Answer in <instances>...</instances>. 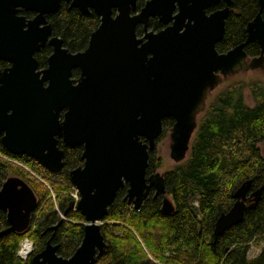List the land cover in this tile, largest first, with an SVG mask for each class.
<instances>
[{"label":"water","instance_id":"obj_1","mask_svg":"<svg viewBox=\"0 0 264 264\" xmlns=\"http://www.w3.org/2000/svg\"><path fill=\"white\" fill-rule=\"evenodd\" d=\"M59 2L0 0V60L10 64L0 71V125L5 123L4 126L15 129L24 120L12 107V113L5 114L9 97L20 105L21 112L36 103L49 121L45 132L49 140L38 147L31 144L29 131L21 137L6 131L2 144L10 153H26L51 172H58L63 166V152L55 148V134L60 135L65 145L84 144L83 168L69 174L79 200L70 202L64 213L75 207L84 218L80 245L69 258H63L57 254L58 246L49 239L32 257L31 264H94L96 257L106 250L102 221L123 182L128 183L126 198L134 210L141 207L151 186L156 187L155 196L165 194L162 176L156 173L145 177L147 151L161 134L162 121L174 120L169 134V158L179 164L188 155L196 118L209 93L227 76L239 71L264 72V24L258 15L247 26L245 43L218 55L214 42L223 37L227 8L203 18L205 3L192 0L188 13V21L193 22L189 26V39L188 35L166 31L156 36L147 34L143 42L135 39L134 26L141 17L156 13L158 0H151L139 15L132 17L129 12L135 0H74L72 6L83 12L90 6L100 16L99 30L83 53L71 54L62 48L61 40L50 39L52 53L47 67L36 72L34 54L45 46L51 32L45 16L55 12ZM259 4L262 8L264 0H259ZM112 8L118 11L115 17ZM20 11H32L36 16L26 20L18 14ZM181 14L180 11L177 17L182 20ZM211 25L216 30L215 36L209 41L206 36L202 39L203 30ZM254 42L260 47V56L247 62L243 46ZM73 67L82 71L76 86L69 79ZM217 70L221 76L214 74ZM61 109L64 115L59 123ZM138 136L145 141L139 142ZM92 143L90 148L88 145ZM251 183L247 180L235 190L231 208L216 219L214 240L257 206L264 186L249 193ZM36 205L37 197L27 184L16 177L8 178L0 188V211L6 212L9 227L0 232V238L10 232L27 231ZM161 211L171 214L172 203L164 199Z\"/></svg>","mask_w":264,"mask_h":264},{"label":"trees","instance_id":"obj_2","mask_svg":"<svg viewBox=\"0 0 264 264\" xmlns=\"http://www.w3.org/2000/svg\"><path fill=\"white\" fill-rule=\"evenodd\" d=\"M235 2L240 15L227 20L226 34L219 44L221 49L244 40L245 23L256 10L255 0ZM48 19L53 34L63 39L70 52L85 47L81 41L86 37L87 27L94 22L91 16L62 7ZM257 50L256 46L248 47L250 54ZM49 52L46 46L35 54L40 67L46 65ZM2 65L5 63L0 61ZM245 86L246 81L229 84L211 99L186 159L166 171L165 190L174 206L171 214H164L159 201L151 199L134 210L122 201L123 191L117 193L101 225L106 250L96 257L94 264H264V189L257 206L248 210L239 224L216 240L213 237L215 221L231 208L235 190L247 180L252 182L249 193L264 186V80L248 84L254 101L252 107L244 102ZM170 121H163L164 130ZM0 154L8 155L1 147ZM15 159L36 171L49 184L51 192L22 168L0 158V182L8 176L20 177L37 197L30 228L0 239V264H31V256L40 252L49 239L41 232L59 222L51 243L58 246L59 256L69 258L80 245L85 224L76 210L68 211L60 219L72 201L66 194L72 189L67 175L70 165L61 173L48 174L41 173L34 161ZM152 159L150 168L153 163L157 168L161 166L159 158ZM5 226L1 214L0 229ZM26 237L32 241L33 253L22 260L17 252ZM252 243L263 246L250 259Z\"/></svg>","mask_w":264,"mask_h":264},{"label":"flooded vegetation","instance_id":"obj_3","mask_svg":"<svg viewBox=\"0 0 264 264\" xmlns=\"http://www.w3.org/2000/svg\"><path fill=\"white\" fill-rule=\"evenodd\" d=\"M150 1L151 0H135L134 7L133 8L130 7L129 15L131 17L139 15L141 13V11L144 9V7L146 6V4L148 2H150ZM195 1L196 2L205 3V4H203V7H202V10H203V13H204L203 14V18H205V17L210 18V16H212V15L218 13V12H221V11H223L226 8L228 9L227 17L224 20V34H223V37L221 39L216 40L214 42V50H215V52L218 55L227 54L229 51L234 49L236 46H238L240 44H244L246 39H247V32H246L247 26L250 23H252L258 15L260 17V20L264 24V6L261 8L260 4H259V0H255L256 10L254 11V14L250 17V19L248 21H246L244 29H243L244 30V40L242 42L230 47V48L221 49L219 47V44L222 42V40H223V38H224V36L226 34V23H227V20L231 16L240 15V11H239V9L236 6L235 0H228V2L230 4H227V2L225 0H200V1L199 0H195ZM72 3H74V0H68V1L60 0L57 10L55 12L47 14L45 16L47 25H50L51 32H50V36L48 37V40H47V42H46L44 47H46V46L49 47L50 52L46 56V65L43 66V67L39 66L38 61H37V59L35 57V54L38 53L44 47L40 48V50L38 52H35L34 57H35V59L37 61V64H38L36 72H40V71L44 70L47 67V59L49 58V56L52 53V47L48 44V41L50 39L57 38V39L61 40L62 48L66 49L71 54L83 53L88 48L92 35L97 30H99V27L101 25V18H100L99 15H97L95 13L94 9L92 7H90V6H88V7L85 8L86 11L83 12L78 7H76L74 5L72 6ZM158 3H159V5L157 6V9L154 10L157 14L154 13L153 15H149L147 18L141 17V21L137 22L135 24V26H134L135 39L136 40H142L143 39V42H144V41H146V35L147 34H152V35L156 36V35H160V33L162 34V33L166 32V31H169L170 34L172 33V34L188 35V39H189V36H190L189 26L191 24H193V22L190 23L188 21V13H189V7H190V5L192 3V0H158ZM62 7H66L68 10H71V9L76 10L78 13H80L81 15H83L85 17H90L91 16L93 18V21H94L93 24H91V25H89V27H87V29H86V37H85V39H83V41H81V44H84L85 47L82 48L81 50L77 51V52H74V53L70 52L64 46V42H63V39L61 37L53 34L52 24L49 22V19H48L50 15L55 14ZM111 10H112V17H115L117 15L118 11L116 9H114V8H112ZM168 10L170 11L169 13H168ZM180 11L182 13L181 14L182 20L179 17H177L179 15ZM18 14L23 16V17H25L26 20H32L36 16V13H34L32 11H27V12L20 11ZM202 34L204 35V37L202 39H205V36H206L207 40L209 41L210 39L212 40V38L215 36L216 30H214L213 26L211 25V26L208 27V29L206 31L203 30ZM249 46H256L257 49H258L257 53L250 54L248 52V47ZM243 51L245 52V54L247 56V62H248L249 59L259 57L260 53H261L260 47H259V45L256 42L245 44L243 46ZM149 57H151V56L149 55ZM0 61L5 63V65H2L0 67V71H3V70H5V69L10 67V64L8 62H4L2 60H0ZM256 71H258L260 73V75L262 77V80H264V72H262L260 70H255V71H250L249 70V71H246V72L239 71L235 75L227 76L225 79L222 80V82L214 90H212L209 93L208 97L205 100V106H204L202 112L196 118V128H195V130H194V132L192 134V139H193V137H194V135H195V133L197 131V128H198V125H199V121L202 119L206 109L208 108V106H209V104L211 102V99L217 93H219V91H221L222 89L228 87L229 84L237 83L238 81H241L240 79H237V80L231 81V83L230 82L227 83V80L231 79V78H236L239 75H243V74H247V73H251V72H256ZM214 74L218 75V76H221L219 70L214 72ZM81 76H82V71H81L80 67H73L70 70L69 79H70V81H72V86H76L80 82ZM40 77H42V75H40ZM43 86L46 87L47 86V82H45ZM245 88H247V86H245L244 89ZM244 89L242 91L243 96H244ZM249 94H250V92H249ZM9 95H12V94H9ZM250 97H251V99L253 101V98H252L251 94H250ZM11 98H13V97H9L10 100H8V102L5 104V106L8 107L6 109V113L5 114L6 115L7 114H11L12 113V109L10 107H12V108L15 109L14 111H18V112H20L23 115L24 120L22 122H20L22 124L20 126L16 127L15 129H11V128H8V127L4 126L5 123L0 125V147H1V149L4 152H6L8 154V155H5V156L0 154V158L4 159L5 161H7L9 163H14L16 165L22 166L26 170H28V169L30 170V168H31L30 166L24 164L20 160L15 159L16 157L25 158L27 161H29L31 163H33V161H34L37 164V166H35V167L37 169H39V171L41 173H48V174L61 173V171L64 168L66 169L70 165L69 166L70 168L67 170L68 179L70 181V177H69L70 172H72V171H74V170H76L78 168H83L84 159H82V155H83L84 150H85L84 144H74L73 146H68V145H65V143L63 142V139L60 137V135H56V134L54 135L53 140L55 142V148L57 150L63 152V158H62L63 166H62L61 170H59L58 172L49 171L47 168L42 166L34 158H32L31 156H28L26 153L13 154V153L8 152L5 149V147L2 144V138L6 134V131L10 135L14 134V135H19L20 137H21V135H26V134H23V132L29 131L30 133L28 135L32 136V137H29V139L31 141V144L32 145L34 144V147H38L40 143H43V141L49 140V139H47V136L45 135V132H46V129H47L46 125L49 124V121L48 120L46 121V119L43 117V116H45V113L42 111L40 106L36 105V103L34 105H28L27 107H24L22 112H21L19 110V106L20 105L18 103H15L16 101L14 102L13 99H11ZM38 98H39V96H34V99H38ZM244 102H245V97H244ZM246 105L249 106L247 103H246ZM253 105H254V101H253V104L251 106H249V107H252ZM58 113H59V116H58L57 120H58L59 123H61L63 121L64 110L61 109ZM168 119H170L171 121H170V126L167 128V131H165L166 129L165 130L163 129V121L165 120L164 119L162 121V132H161V134L159 136H157L156 138H154L153 148L151 150L147 151L148 152V165H147L146 174H145L146 178L150 177L153 174L158 173V171H157L158 169H157V167H156V165L154 163H153V168H150L149 165H150V163L153 162V159H152L153 157L156 160H158V158H159V157H157L155 155L158 140L161 139L162 137L168 135V133L170 134V129H171V127L174 124V120L172 118H168ZM49 120H51V119H49ZM18 139H20V138H16L15 140H18ZM22 139L24 141H26V138H22ZM192 139H191V141H192ZM138 141L139 142H143V141H145V138L142 137V136H138ZM88 146L90 148L91 147L93 148V143L91 145H88ZM46 152H47V150H44V153H46ZM262 152H263V155H264V151L263 150H262ZM71 156H74V158H71ZM165 173H163V174L158 173L160 176L163 177L164 186H165V177H164ZM10 177L19 178L25 184H27L20 177L8 176L2 182H0V188H1L2 184ZM72 189H75V188L72 186ZM120 190L123 191L122 201L126 202L127 204H130V203H128V199L126 198L127 190H128V183L127 182H123V186L118 189L117 193ZM117 193H116V196H117ZM155 193H156V187L155 186H151L149 188L147 194H146V197L142 201L141 206L144 204L145 201H148L150 199L152 201H155V200L159 201L160 210H161V207H162L164 199H167V200H169L172 203L171 199L168 198L166 190H165V194H159L158 196H155ZM116 196H115V198H116ZM115 198H114V200H115ZM234 201H235V199H234ZM70 202H73V201H70ZM172 205H173V203H172ZM66 210L67 209H65L63 214L60 216L61 220L64 219V217L66 215L64 213H65ZM71 210H76V209H75V207H73L72 209H70L68 211H71ZM173 211H174V206H173ZM32 213H31V216H32ZM1 214H4L6 226L3 229H0V232L6 230L9 227L8 223H7V219H6L7 218L6 217V212L0 211V217H1ZM31 216H30V221H29V228L31 226V220H32ZM58 224H60V222L56 224V228H57ZM52 227H54V226L49 227L45 231H42L41 235L45 234V236H47V238L52 239L53 233L56 230V228L54 230L51 229ZM49 231H52V232L49 233ZM9 234H17V233L10 232V233H8L6 235H9ZM6 235H4V236H6ZM4 236H2V237H4ZM32 253H33V248H32L31 253L28 255L27 259L32 255ZM33 256H31L30 261H31Z\"/></svg>","mask_w":264,"mask_h":264},{"label":"rangeland","instance_id":"obj_4","mask_svg":"<svg viewBox=\"0 0 264 264\" xmlns=\"http://www.w3.org/2000/svg\"><path fill=\"white\" fill-rule=\"evenodd\" d=\"M237 79H240L241 81H246V86L247 88L244 89V97H245V102L251 106L253 104V101L250 97V94H249V88H248V84H250L251 81H262V77L260 75V73L258 71L256 72H251V73H247V74H243V75H239L238 77L236 78H231V79H228L227 80V83H231V81L233 80H237ZM167 131V128L166 130ZM169 144H170V139H169V133L168 135L162 137L161 139L158 140V143H157V147H156V153L155 155L157 157H159L161 163H160V167H158L157 171L158 173L160 174H163L165 173L166 171H168L169 169H171L172 167H174L176 164L169 158ZM262 150L264 151V149L262 148ZM13 165H16L14 163H12ZM20 168L23 169V171L27 172L31 177H33L34 179H36L38 182H41L45 187H47V189L51 192V188L49 186L48 183H46L44 181V179L36 173V171H34L33 169L30 168V170H26L24 169L22 166H19V165H16ZM25 166V165H24ZM73 192V189H71L68 193H66L69 197V193H72ZM54 196L53 194L51 193V199L53 200ZM71 198V197H70ZM169 198V196H168ZM72 199V198H71ZM170 199V198H169ZM72 201L74 202V200L72 199ZM53 202H55L53 200ZM76 203V202H74ZM56 205V203H55ZM57 209V208H56ZM27 240L28 242L32 243V241L30 240V238L26 237L23 241ZM22 241V242H23ZM21 242V244H22ZM20 244V246H21ZM20 246H19V249H18V252L20 250ZM263 244L262 243H259V244H256V243H252L250 245V249H249V253H248V257L250 259H253L255 256L258 255V253L260 252L261 248H262ZM32 248H33V244H32ZM17 252V253H18ZM18 256V254H17ZM19 257V256H18ZM20 258V257H19ZM21 259V258H20ZM27 259V258H26ZM25 259V260H26ZM24 260V259H22Z\"/></svg>","mask_w":264,"mask_h":264},{"label":"built area","instance_id":"obj_5","mask_svg":"<svg viewBox=\"0 0 264 264\" xmlns=\"http://www.w3.org/2000/svg\"><path fill=\"white\" fill-rule=\"evenodd\" d=\"M69 195H70V197L74 200V202H76L77 203V201L79 200V194H78V192L75 190V189H73V192L72 193H69ZM24 242H28L27 240H25V241H23L22 242V244L24 243ZM28 243H30V242H28ZM22 244H21V246H22ZM30 245H31V249H32V243H30ZM21 246H20V250H19V252L17 253L18 254V256L21 258V259H26L27 257H28V255L30 254H28V255H26V256H24V255H22L21 254Z\"/></svg>","mask_w":264,"mask_h":264},{"label":"bare ground","instance_id":"obj_6","mask_svg":"<svg viewBox=\"0 0 264 264\" xmlns=\"http://www.w3.org/2000/svg\"><path fill=\"white\" fill-rule=\"evenodd\" d=\"M32 249H31V245L30 243L28 242H24L21 246V254L26 256L28 255L29 253H31Z\"/></svg>","mask_w":264,"mask_h":264}]
</instances>
